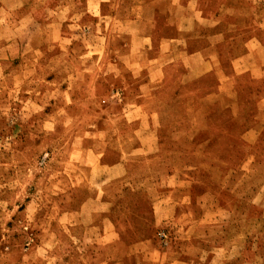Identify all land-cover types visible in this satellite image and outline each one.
<instances>
[{
  "label": "rangeland",
  "instance_id": "374dc122",
  "mask_svg": "<svg viewBox=\"0 0 264 264\" xmlns=\"http://www.w3.org/2000/svg\"><path fill=\"white\" fill-rule=\"evenodd\" d=\"M235 66L264 96V0H0V264H71L58 230L80 219L63 214L104 206L105 168L142 158L120 150L137 124L164 139L175 93L197 94L180 83ZM242 154L225 184L239 199L205 216L241 245L211 248L210 264H264V134Z\"/></svg>",
  "mask_w": 264,
  "mask_h": 264
},
{
  "label": "crops",
  "instance_id": "0c3cea01",
  "mask_svg": "<svg viewBox=\"0 0 264 264\" xmlns=\"http://www.w3.org/2000/svg\"><path fill=\"white\" fill-rule=\"evenodd\" d=\"M195 61L200 62L196 70L205 69L207 61ZM215 69L220 71L217 66ZM240 73L235 66L222 79H184L180 85L193 87L197 94L175 93L182 105L169 116V122L177 118L180 122L164 139L157 136L158 132L148 133L142 123L137 124V142L120 150L138 151L142 158L105 168L100 187L104 206L63 214L80 219L59 226L58 231L65 232L59 240L72 247L67 254L70 259L65 261L210 264L211 248L241 245L229 244L223 238L222 226H205L210 200L219 203L225 198L239 199L235 190L225 193L229 187L225 184L233 182L247 164L241 159L243 150L257 140L258 134H264V96L254 95L248 80L239 82ZM206 135L199 145V136ZM198 146L202 150L200 158L193 149ZM114 202L119 205L113 207ZM162 231L169 236L167 246L159 237ZM213 232L222 236H212ZM79 246L88 247L87 251L81 252Z\"/></svg>",
  "mask_w": 264,
  "mask_h": 264
},
{
  "label": "built area",
  "instance_id": "2783aa9c",
  "mask_svg": "<svg viewBox=\"0 0 264 264\" xmlns=\"http://www.w3.org/2000/svg\"><path fill=\"white\" fill-rule=\"evenodd\" d=\"M159 237H160V239L162 241V244L165 245V246H167V244H168V237H167L166 233L164 231L160 232Z\"/></svg>",
  "mask_w": 264,
  "mask_h": 264
}]
</instances>
